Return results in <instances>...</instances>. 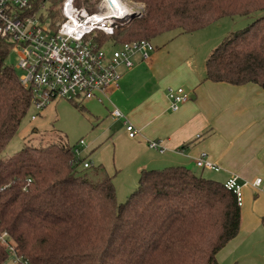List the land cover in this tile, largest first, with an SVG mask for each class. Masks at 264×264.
Here are the masks:
<instances>
[{"label": "trees", "instance_id": "trees-1", "mask_svg": "<svg viewBox=\"0 0 264 264\" xmlns=\"http://www.w3.org/2000/svg\"><path fill=\"white\" fill-rule=\"evenodd\" d=\"M132 1L145 12L116 29L118 43L194 34L224 18L264 13V0ZM10 53L0 40V232L9 233L17 254L30 264H219L242 223L223 183L185 167L144 171L120 204L113 177L83 168L76 146H27L2 160L31 110L30 91L7 65ZM205 80L264 89V14L213 51ZM9 259L0 243V264Z\"/></svg>", "mask_w": 264, "mask_h": 264}, {"label": "crops", "instance_id": "crops-1", "mask_svg": "<svg viewBox=\"0 0 264 264\" xmlns=\"http://www.w3.org/2000/svg\"><path fill=\"white\" fill-rule=\"evenodd\" d=\"M177 33L161 44L162 50L157 46L150 60L137 57L134 68L121 69L120 88L109 90L105 110L95 116L102 124L107 120L111 124L99 134L110 132L106 143L93 136L87 146L94 163L113 177L116 191L121 185L132 191L142 172L168 167H185L223 184L232 175L241 181L264 180V89L206 81V61L217 40L207 49L208 43H199L201 47L181 39L189 34ZM178 87L189 93L190 100L175 112L168 90ZM114 109L136 126L139 136L129 137L125 120L111 115ZM150 141H161L165 152L151 150ZM85 147L81 159L95 168L83 157ZM203 153L222 170L198 168L196 160ZM241 212L240 232L220 251L218 263L264 264V191L244 189Z\"/></svg>", "mask_w": 264, "mask_h": 264}, {"label": "built area", "instance_id": "built-area-1", "mask_svg": "<svg viewBox=\"0 0 264 264\" xmlns=\"http://www.w3.org/2000/svg\"><path fill=\"white\" fill-rule=\"evenodd\" d=\"M51 1L53 5L47 7L49 0H0V40L8 42L11 52L18 55L16 68L21 73V85L31 93L33 121L58 99L105 104L109 90L120 88L121 69L134 68L137 57L150 60L156 50L150 40L118 43L111 39L116 29L130 22L133 15L140 18L144 13L135 12L126 0H98L95 10L79 6L77 0H63L58 5ZM109 42L115 49H107ZM168 97L175 112L190 100L189 93L181 87L170 88ZM111 115L125 120L131 139L139 136L140 131L120 110L114 109ZM85 144L81 140L76 146L77 157L81 158V147ZM148 146L165 152L161 141H150ZM196 165L215 172L222 170L208 161L205 153L196 160ZM82 166L93 167L88 161ZM224 187L236 196L242 207L244 189L264 191V180L241 181L239 176L232 175ZM0 243L10 255L5 264H30L17 254L8 232H0Z\"/></svg>", "mask_w": 264, "mask_h": 264}, {"label": "rangeland", "instance_id": "rangeland-1", "mask_svg": "<svg viewBox=\"0 0 264 264\" xmlns=\"http://www.w3.org/2000/svg\"><path fill=\"white\" fill-rule=\"evenodd\" d=\"M77 1L79 6L84 7L87 10H95L98 2V0ZM126 2L132 6L135 12H145V5L143 3L134 2L132 0H126ZM58 4L59 0L56 5ZM52 5V1L49 0V2H47V7H51ZM262 14L264 13H257L251 17L224 18L205 30L199 31L195 34H189L187 36L188 38L183 36L181 39H189L190 41H194L196 42L195 45H199V43H208V45H204V47L207 49L209 48L208 46H211L212 41L217 40L215 47L211 49V52L213 53V51L217 49L222 43H224L232 33L247 28L251 23L260 18ZM134 19L136 18L131 19L130 22ZM130 22H127L124 26L126 28L130 27ZM176 34L178 35L179 33H177V31H173L152 40L154 45L156 47L158 46L157 51H160L164 48L161 46L162 43L169 40L168 38L170 36L174 38V35ZM191 44H188V46L191 47ZM199 46L202 47V45ZM107 49H115L112 42L108 43ZM17 64L18 55L11 52L7 59V65L14 68L18 76H20L21 73L16 68ZM76 102L79 103V106L75 105ZM105 107L106 105H101L93 100L86 101L81 99L71 102L64 99H58L55 100V102L52 103L43 113H41V115L35 121L31 120V117L34 113V110L31 109L27 117L23 120L18 133L4 150L2 154V160L5 162L8 161L27 146L44 148L56 143H65L69 146H77L80 140H84L86 147L83 150V157L85 156L93 162L95 168L89 169L88 172L91 174L94 173V170L97 171L99 167L94 163L93 154L92 152H89L87 146L93 136H98L100 139L99 142L101 143L107 142L110 132H106L103 136H99V134L100 132L104 131V129H109L108 126L111 124V122L107 120L104 124H102L103 120L98 121L95 118L96 114H99L101 110H105ZM92 132L96 133L91 136ZM99 153L101 152H98L96 156H100ZM116 180L117 177H115V182ZM138 186L139 181H136L133 189H131L132 191H126L127 189L122 185L117 187V191H119L117 192L118 203L124 204L128 200L129 196L137 190Z\"/></svg>", "mask_w": 264, "mask_h": 264}, {"label": "water", "instance_id": "water-1", "mask_svg": "<svg viewBox=\"0 0 264 264\" xmlns=\"http://www.w3.org/2000/svg\"><path fill=\"white\" fill-rule=\"evenodd\" d=\"M133 18H136V15H133V16H132V19H133Z\"/></svg>", "mask_w": 264, "mask_h": 264}, {"label": "bare ground", "instance_id": "bare-ground-1", "mask_svg": "<svg viewBox=\"0 0 264 264\" xmlns=\"http://www.w3.org/2000/svg\"><path fill=\"white\" fill-rule=\"evenodd\" d=\"M156 51V50H155Z\"/></svg>", "mask_w": 264, "mask_h": 264}]
</instances>
